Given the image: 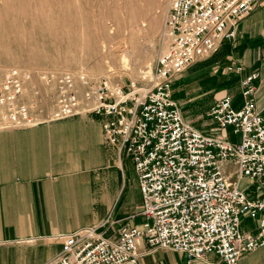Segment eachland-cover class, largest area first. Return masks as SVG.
Returning <instances> with one entry per match:
<instances>
[{"label":"built area","instance_id":"2783aa9c","mask_svg":"<svg viewBox=\"0 0 264 264\" xmlns=\"http://www.w3.org/2000/svg\"><path fill=\"white\" fill-rule=\"evenodd\" d=\"M256 2L170 0L168 47L146 86L132 80L121 85L109 76L91 81L84 71L42 72L39 78L56 86L54 110L42 121L25 98L33 73L0 68V130L95 116L105 145L132 161L142 196L141 225L108 219L100 227L61 234L56 237L61 251L46 264H139L140 241L147 251L184 253L188 264L207 261L213 253L224 264H239L264 246V195L252 196L240 186L247 179L257 194L264 190V117L253 95L259 73L242 79L240 107L222 96L207 113L238 136L236 141L193 127L173 95L177 77L237 37L239 23L255 11ZM243 71L236 61L227 67L229 73ZM229 166L236 172L227 174ZM243 217L258 220L256 233L242 229Z\"/></svg>","mask_w":264,"mask_h":264},{"label":"crops","instance_id":"0c3cea01","mask_svg":"<svg viewBox=\"0 0 264 264\" xmlns=\"http://www.w3.org/2000/svg\"><path fill=\"white\" fill-rule=\"evenodd\" d=\"M220 55L230 91L239 90L236 95L226 94L235 107L243 104L242 79L259 73L253 95L264 117V0H257L252 15L239 23L237 37L224 40L216 53ZM231 61L244 66L242 74L227 72ZM175 82L173 95L179 102ZM214 125L212 121L208 126ZM238 138L231 132L227 139ZM240 186L249 188L252 196L264 195V190L257 194L247 179ZM142 205L132 161L105 145L97 117L82 115L0 130V264H46L61 251L57 236L100 227L108 219L141 225ZM258 225V220L242 218L246 232L256 233ZM139 252V264H188L186 254L164 248L147 251L143 241ZM190 264L224 262L213 253L207 261ZM239 264H264V246L244 255Z\"/></svg>","mask_w":264,"mask_h":264},{"label":"rangeland","instance_id":"374dc122","mask_svg":"<svg viewBox=\"0 0 264 264\" xmlns=\"http://www.w3.org/2000/svg\"><path fill=\"white\" fill-rule=\"evenodd\" d=\"M159 1L161 5L158 27L152 26L155 17L153 15L156 12L153 5L148 8L152 0H138L142 15L136 19L130 16V0L85 2L89 4L90 12L94 14L91 21L106 26L104 29L101 28L102 25L91 29L92 35L96 37V45L93 56L88 59L86 56L88 51L93 50L86 45L78 17L77 27L68 29L66 25L52 27L49 24L58 18L57 14L48 16L27 14L11 8L4 9L0 12V68L17 67L33 73V79L25 89V98L32 105L37 121L47 119L54 110L52 94L55 91V83H46L39 78V74L45 71L52 73L84 71L88 73L91 81L109 76L121 85L132 80L137 81L139 86H146L158 57L167 49L169 43L165 34L164 13L165 9L168 10L170 0ZM4 23L10 25L3 27ZM108 23L114 24L112 29H108ZM116 45L120 48L114 49ZM70 51L77 56L75 58L64 56ZM26 56L29 60L25 58ZM123 57L127 58L125 66L123 62L121 63ZM68 59L72 60L69 64L65 62ZM222 64L221 55L214 54L204 62L191 67L177 79L174 92L182 107L183 116L189 123L205 134L227 139L232 131L217 124L213 127L208 126L212 120L206 115L215 98L239 93L237 87L230 91L231 86L223 77ZM233 170L235 167H227L228 172Z\"/></svg>","mask_w":264,"mask_h":264},{"label":"bare ground","instance_id":"6f19581e","mask_svg":"<svg viewBox=\"0 0 264 264\" xmlns=\"http://www.w3.org/2000/svg\"><path fill=\"white\" fill-rule=\"evenodd\" d=\"M89 1L92 3L94 0H87V1L86 0H0V12L3 11L4 9H10L11 8L13 10L25 12L27 14L35 13V14H39V15H48V16L49 15L52 16V14H57L58 18L56 20L51 21V23L49 22V24H51L52 27L57 26V25H60V26L66 25V27L68 29H75L77 27V25H78L77 20L78 19H76V17H78L80 19V27H81L82 31L84 32L85 37H83V38L85 39V42L87 43L86 45H89L90 47H92L91 49L93 50V51H88V53L86 55L87 59H88L89 57L93 56V54H94L93 52L95 50V45H96L95 44V38L96 37H94V35H92L91 29L93 28V30H94V28H98L101 25H102L101 26L102 29L106 28V26L103 23L102 24L100 23L101 25H98V23L96 21H91V18L93 19L94 14L90 12L89 4H86V3H89ZM137 2H138V0H130V16L132 17V19H136L142 15V14H140V12L142 10H141L140 6L137 4ZM152 5H153L154 10L156 11L153 15V17L154 16L155 17H154V20H152L153 21L152 26L158 27V23L160 22L159 9H160L161 2L159 0H152L151 4H148V8H150L149 6H152ZM166 12H168L167 9H165V13H164L165 15H166ZM46 20H47V18H46ZM45 22H47V21H45ZM40 23H41V25H43L42 22H40ZM8 25H10V24H8ZM8 25H7V23H4V25H2V26L8 27ZM33 25H38V23H33ZM113 26H114L113 23H108V29H112ZM165 34H166V32H165ZM118 48H120L119 45H116L114 49H118ZM66 50H68V49H66ZM71 51L66 52L64 54V56L70 57V58H75L77 55L72 53ZM18 56H20V55H18ZM125 57H123L121 59V63L123 62L122 64H124L123 66H125V64H126L127 58H125ZM25 58L27 59L28 57L26 56ZM27 60H29V59H27ZM77 60H78V58H77ZM70 61H72V60H69V59L65 60V62H67V64H69Z\"/></svg>","mask_w":264,"mask_h":264}]
</instances>
